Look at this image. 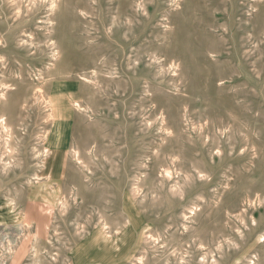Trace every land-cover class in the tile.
Returning <instances> with one entry per match:
<instances>
[{"label":"rangeland","instance_id":"obj_1","mask_svg":"<svg viewBox=\"0 0 264 264\" xmlns=\"http://www.w3.org/2000/svg\"><path fill=\"white\" fill-rule=\"evenodd\" d=\"M0 119V264H264V0H0Z\"/></svg>","mask_w":264,"mask_h":264},{"label":"bare ground","instance_id":"obj_2","mask_svg":"<svg viewBox=\"0 0 264 264\" xmlns=\"http://www.w3.org/2000/svg\"><path fill=\"white\" fill-rule=\"evenodd\" d=\"M6 90H7V89H6ZM4 121H5V120H4ZM4 121H3V119H0V127H1L2 130L4 129V128H3V127H4V123H3ZM11 127H12V126H11ZM2 130H1V131H2ZM7 135H8V134H7ZM9 136H10V135H9Z\"/></svg>","mask_w":264,"mask_h":264}]
</instances>
